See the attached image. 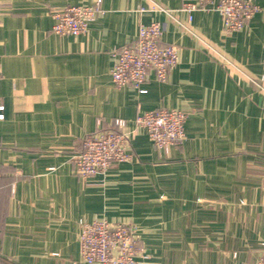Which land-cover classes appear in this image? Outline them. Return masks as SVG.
<instances>
[{
    "label": "crops",
    "instance_id": "1",
    "mask_svg": "<svg viewBox=\"0 0 264 264\" xmlns=\"http://www.w3.org/2000/svg\"><path fill=\"white\" fill-rule=\"evenodd\" d=\"M195 1L100 0L86 34L58 36L52 12L94 0H0V264H77L80 221L101 220L136 228L139 264L257 260L264 94L251 79L262 74L264 0H249L259 11L228 35L213 10L188 20L182 7ZM151 22L177 47L176 66L165 83L149 72L143 93L115 87L113 52ZM154 109L188 114L166 153L133 131ZM114 119L132 131L130 160L82 181L72 156Z\"/></svg>",
    "mask_w": 264,
    "mask_h": 264
},
{
    "label": "built area",
    "instance_id": "2",
    "mask_svg": "<svg viewBox=\"0 0 264 264\" xmlns=\"http://www.w3.org/2000/svg\"><path fill=\"white\" fill-rule=\"evenodd\" d=\"M99 2L94 0L92 5L54 10L51 14L54 20L52 33L58 36L86 34L90 20L101 13ZM152 9L163 11L155 3H152ZM182 10L187 13L188 20L197 11L217 12L222 30L228 35L242 30L259 11V7L249 0H196L194 3H186ZM162 32V26L157 22L140 25L135 39L113 52L114 64L110 76L115 87H132L143 93L141 87L149 72L153 73L157 82L167 81L168 74L178 62V49L174 45L160 44ZM207 47L218 61L230 65L212 47ZM261 68L262 74L258 79H251V83L264 94V60ZM2 112L3 105L0 102V120L3 118ZM187 116V113L175 109L150 110L136 117L133 131H144L152 146L158 152L166 153L184 140ZM131 133L121 119H114L108 124L100 123L94 134L82 140L80 151L72 156L73 173L86 181L106 174L114 164L129 161ZM79 227L77 264H139L138 258L144 257L137 230L133 226L101 220L90 223L80 221ZM257 248V260L243 264H264V241Z\"/></svg>",
    "mask_w": 264,
    "mask_h": 264
}]
</instances>
